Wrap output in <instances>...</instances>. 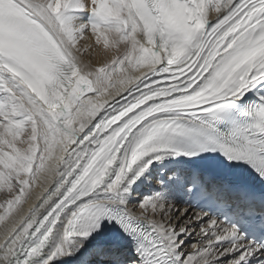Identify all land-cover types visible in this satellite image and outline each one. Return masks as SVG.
Returning <instances> with one entry per match:
<instances>
[{"label":"snow or ice","instance_id":"1","mask_svg":"<svg viewBox=\"0 0 264 264\" xmlns=\"http://www.w3.org/2000/svg\"><path fill=\"white\" fill-rule=\"evenodd\" d=\"M0 194V264H264V0H0Z\"/></svg>","mask_w":264,"mask_h":264},{"label":"bare ground","instance_id":"2","mask_svg":"<svg viewBox=\"0 0 264 264\" xmlns=\"http://www.w3.org/2000/svg\"><path fill=\"white\" fill-rule=\"evenodd\" d=\"M90 43H94V39L92 41H88ZM123 50V46H121V52ZM110 57H104V56H101V55H96L95 53L93 54V59H94V62H97L96 63V66H99V63H102L104 62L106 59H108ZM41 191V189H37L36 192L39 193ZM0 198H2V194H0ZM34 201H30L29 204L27 205H24V208H23V211L24 212H27L28 208L31 206V204L33 203ZM0 231H2V228H0Z\"/></svg>","mask_w":264,"mask_h":264}]
</instances>
